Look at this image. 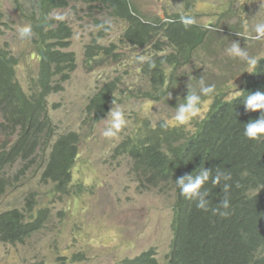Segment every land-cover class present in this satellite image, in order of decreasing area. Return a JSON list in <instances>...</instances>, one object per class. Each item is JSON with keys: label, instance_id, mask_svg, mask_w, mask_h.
<instances>
[{"label": "trees", "instance_id": "1", "mask_svg": "<svg viewBox=\"0 0 264 264\" xmlns=\"http://www.w3.org/2000/svg\"><path fill=\"white\" fill-rule=\"evenodd\" d=\"M75 2L100 5L104 12L128 22L129 28L123 37L127 44L137 48L156 46L158 53L152 64L145 62L140 68L149 90L143 91L139 98L168 103L170 110L177 106V97L187 95L189 77L179 71L192 65L197 52L214 35H220L210 32L198 21L185 27L180 14L167 21L148 22L130 0H14L22 19L32 26L41 72L37 80L33 79L30 89H26L18 77L19 58L8 45H0V127L9 133L7 139L11 146L0 153V198L8 196L16 182H30L29 174L38 168L37 164L42 167V182L53 184L61 196L72 194L80 135L70 133L53 145L56 129L50 116L49 98L62 91V84L77 68L76 54L67 51L72 46L73 29L51 16ZM4 16L0 11V24ZM166 44L173 51L162 55L167 51ZM115 49V44L106 47L94 42L87 47V61L92 64L99 54H114ZM203 75L206 79L198 69L193 76ZM258 90L264 91V58L246 77L242 97L228 100L219 94L215 96V103L196 134L186 136L185 127L183 130L170 125L163 128L162 121L156 126L150 119L139 121L137 134L121 146L123 152L133 160L139 190L176 194L177 215L172 250L165 263L151 249L127 259L124 264H264V141H251L243 135L244 124L257 119L260 113L247 112L242 101L249 92ZM114 92L115 86L107 84L93 97L88 110L95 122L108 113ZM170 92L172 95L167 101ZM211 98H205L204 102ZM20 160L23 167L16 179L5 178L2 172L11 177L8 166L13 167ZM200 167L213 170V174L219 168L231 176L227 193L223 192L222 185L214 186L210 182L205 185L210 209L217 208L225 195L228 196L227 216L198 209L194 201L180 195L175 180ZM48 219V212L37 211L35 205L26 212L17 208L4 211L0 214V241L25 244L45 228Z\"/></svg>", "mask_w": 264, "mask_h": 264}, {"label": "rangeland", "instance_id": "2", "mask_svg": "<svg viewBox=\"0 0 264 264\" xmlns=\"http://www.w3.org/2000/svg\"><path fill=\"white\" fill-rule=\"evenodd\" d=\"M130 1L148 22L155 24L176 18L179 8L184 14L190 13L199 24L208 25L210 32L220 34L214 35L209 44L197 52L192 65L179 71L194 75L199 69L206 75V81L216 86L213 98L205 102L200 116L186 126L170 125L182 130L185 127L186 136L190 137L208 116L217 94L227 99L231 96L229 100H232L236 88L244 92L245 79L250 73L245 72L242 61L226 55L225 49L230 43L238 41L242 48L247 47L250 55L259 60L264 58V41H247L236 34L243 30V19L251 22L258 13L262 0ZM0 11L5 15L0 24V45H8L19 58L18 77L24 87L30 89L41 72L34 36L20 39L17 26L27 23L14 0H0ZM56 15L65 16L63 21H58L73 29L72 46L67 51L76 54V70L62 84V91L49 98L50 116L56 129L53 145L70 133L80 135L72 194L61 196L55 192L53 184L42 182L39 164L29 174L30 182H16L11 193L0 198V214L14 208L26 212L35 205L37 211L47 210L49 219L45 228L25 244L10 245L0 241V264H124L127 259L151 249L156 251L161 263H165L174 239L176 194L139 190L138 179L132 173L133 160L121 147L137 134L142 119H150L156 126L163 115L170 117L174 112L165 103L139 98L149 90V83L140 70L147 61L141 63L137 58L144 55L153 61L158 50L156 46L137 48L127 44L123 37L129 23L104 12L100 5L75 2L67 9L56 11L51 18ZM94 42L106 47L115 44L114 54H99L90 64L87 47ZM165 49L162 55L173 51L167 44ZM60 81L61 78L56 82ZM107 84L115 86L108 112L116 104L124 111L127 121L116 138H105L102 133L106 122H95L88 110L93 97ZM106 118L107 114L102 119ZM8 136L0 127V153L11 148ZM35 158H30L27 165ZM22 167L21 161L12 171L8 167L10 179L15 180Z\"/></svg>", "mask_w": 264, "mask_h": 264}, {"label": "clouds", "instance_id": "3", "mask_svg": "<svg viewBox=\"0 0 264 264\" xmlns=\"http://www.w3.org/2000/svg\"><path fill=\"white\" fill-rule=\"evenodd\" d=\"M176 11L180 14L181 23H183L185 27L195 24V19L184 14L181 9L177 8ZM55 19L63 21L65 16L56 15ZM203 26L208 27L206 24ZM241 28L243 29L242 31L236 32L238 36L246 38L247 41L249 39L264 41V0L260 3L258 13L251 18V22L249 19L242 20ZM17 32L21 40L31 39L33 34L32 26L30 24L17 26ZM225 53L233 60L242 61L245 64V72L248 73H253L259 61L257 57L249 54L247 47L242 48L238 41H232L225 49ZM137 59L141 63L147 61L152 64V61L147 56L141 55ZM187 75L189 77V82L187 83V95L183 98L177 97L178 104L173 108L174 112L170 117L167 116V114L161 117V127L163 128H167L169 125H188L190 121L201 115L202 108L205 107V98L212 97L216 91V86L214 84H209L204 75L200 78L193 76L192 72L190 75ZM165 88H167V84H165ZM171 95L170 92L167 96V101L171 98ZM232 95L237 99L242 97L244 92H241L236 88ZM231 98L232 97L230 96L229 99ZM242 102L245 105L247 112L260 113L257 119H253L244 124V137L251 141H264V91L258 90L255 92H249L243 98ZM101 120L105 121L107 125L102 133L105 138H116L127 124L124 111L116 104H114V107H112L107 113V118ZM197 170L192 174H185L183 177L175 180L180 195L187 200L194 201L198 209L203 211L211 210L214 214L227 216L229 214L227 210L230 208V200L228 196L225 195L217 208L210 209V201L208 199L209 192L206 190L205 185L209 182L214 186L222 185L223 192L227 193L230 188V185L227 182L231 179V176L221 171L219 168L216 169L214 174L213 170L204 167H200ZM2 175L8 179L7 174L2 172Z\"/></svg>", "mask_w": 264, "mask_h": 264}, {"label": "bare ground", "instance_id": "4", "mask_svg": "<svg viewBox=\"0 0 264 264\" xmlns=\"http://www.w3.org/2000/svg\"><path fill=\"white\" fill-rule=\"evenodd\" d=\"M245 91V90H244ZM16 138V137H15ZM16 140V139H15ZM49 148H51V147H49ZM52 149V148H51ZM21 161V160H20ZM18 162V161H17ZM16 162V163H17ZM25 164V163H24ZM9 167V166H8ZM11 168H13V167H9V169H11ZM8 172V171H7ZM132 173H133V175L135 176V171L133 170V168H132ZM8 179H10V177L8 176ZM11 181H14L13 179H10ZM139 185V184H138ZM33 196H34V194H32ZM43 211H45V212H48L47 210H43Z\"/></svg>", "mask_w": 264, "mask_h": 264}]
</instances>
